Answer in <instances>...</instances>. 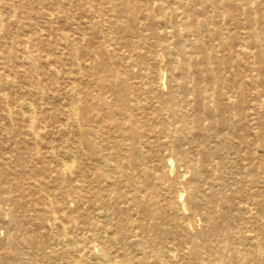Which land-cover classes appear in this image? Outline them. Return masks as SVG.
Here are the masks:
<instances>
[{
  "label": "rangeland",
  "instance_id": "1",
  "mask_svg": "<svg viewBox=\"0 0 264 264\" xmlns=\"http://www.w3.org/2000/svg\"><path fill=\"white\" fill-rule=\"evenodd\" d=\"M1 169L0 264H264V0H0Z\"/></svg>",
  "mask_w": 264,
  "mask_h": 264
},
{
  "label": "bare ground",
  "instance_id": "2",
  "mask_svg": "<svg viewBox=\"0 0 264 264\" xmlns=\"http://www.w3.org/2000/svg\"><path fill=\"white\" fill-rule=\"evenodd\" d=\"M119 1V0H118ZM2 23V22H1ZM210 97L211 96H208L207 97V99L209 100L210 99ZM133 100H134V98H133ZM130 102H133V101H131V99H129V106H130ZM227 105H228V103H226ZM226 105V106H227ZM136 106H135V104H133L132 105V107L130 106V108H135ZM170 113H173V107H171V111H170ZM124 120H127L128 122L129 121H131V123L130 124H133V123H138L139 125H144V124H146L147 122H148V119H146V120H142V121H139V120H134V117L133 118H130L129 117V119H126V118H123V122L124 123H127V122H125ZM162 123H163V127H161V129L163 130L164 129V127L165 126H170V125H172L173 127L172 128H177L176 126H174V122H170V121H168V120H163L162 118H160L159 119ZM128 124V123H127ZM90 131V130H89ZM142 131V130H141ZM78 134H80V132L78 131ZM91 135H92V137L93 138H95V137H97V136H102V134H104V132L103 133H99V132H97L96 130L93 132V133H90ZM169 134L166 132V131H160V132H158V133H151V132H149V134H147V136L143 133V132H140V131H138L137 129H133V133H131V136L133 137L132 138V141H131V143H130V147H131V152L134 154L136 151H138V146H141V147H143L144 145H148L149 146V144H150V141H152V142H154L155 140L156 141H158V138L159 137H167ZM144 137H146V138H144ZM144 138V139H143ZM107 141H109L107 138L106 139H104V142H105V144H107ZM66 143V142H65ZM162 145H171V146H173V147H178V145H179V143H175V142H170V141H166V142H160ZM115 145H119V144H117V143H115ZM113 148H114V146H113ZM82 149V148H81ZM106 149V148H105ZM127 150H130L129 148L127 149ZM110 153V152H109ZM110 156H112V155H108V158H110ZM65 157V156H64ZM67 157V156H66ZM72 157V156H71ZM73 159V158H72ZM71 159V160H72ZM74 160V159H73ZM72 160V161H73ZM117 161V160H116ZM168 164H169V166H168V170H167V173H163V174H161V175H159V178H164L165 180H166V191L167 192H169L170 190H173V189H176V186L171 182V181H169V179H168V177H169V174H171L172 173V170H171V167H172V160L170 159V158H168ZM174 167V166H173ZM154 172H155V175H157L158 173H156L157 172V170H156V168H153L152 169ZM106 172V171H105ZM0 178L2 179V180H5V179H7V178H9L8 177V174H6V175H4V173H5V171L3 170V169H1L0 170ZM108 176V172H106L105 173V176H103V177H107ZM161 176V177H160ZM179 176H181V177H184V172L183 173H179ZM131 177H133L132 175L131 176H126V179L129 181V180H131ZM262 175H261V172L260 173H258L257 175H255V177H254V179H252V181L253 182H257V183H260L261 182V180L260 179H262ZM22 178V177H21ZM117 181V180H116ZM246 182L247 183H249L248 182V180H246ZM111 183H113L112 185H114V182L112 181ZM116 184H117V182H116ZM126 185H128L127 183H126ZM260 188L261 187H257V190L259 191V192H256V193H258V195H259V193L261 192V190H260ZM136 190V189H135ZM186 190H188V188L185 186V185H182L180 188H178V189H176V201H177V204L174 206V204H173V208L174 209H176V213H178V214H181V213H183V211H184V209H185V205H184V203L182 202V193L183 192H186ZM155 193L156 192H154V195H155ZM7 195V194H6ZM18 195H20V194H18ZM17 196V195H16ZM21 201V200H20ZM0 203L1 204H12V205H14L15 203H16V197H14V195H12V196H6V197H4L1 193H0ZM47 206V205H46ZM187 207H189V208H191V209H195V208H201V210L202 209H204L203 211H202V215H203V219L205 220V219H207V218H209V211L207 210V206L206 205H204L203 207L201 206V204H200V201L198 200L195 204H191V203H189V202H187ZM53 208V207H52ZM45 209V208H44ZM30 212V211H29ZM11 214H12V216L14 215V212H13V210H11V212H10ZM101 213V212H100ZM261 213V212H260ZM208 214V215H207ZM256 215V214H255ZM257 216V215H256ZM257 218V217H256ZM163 219V218H162ZM199 220V219H198ZM257 220V219H256ZM2 223H5V222H3L2 221V219L0 218V224H2ZM165 224V223H164ZM21 226H22V223L20 224ZM164 226V225H163ZM242 228V227H241ZM251 238H249L248 236H244V240L246 241V242H248V243H250L251 242V240H250ZM244 250V249H243ZM92 255H93V258L92 259H94V261H100V262H102L104 259H106V256H105V252H104V250L102 249V248H99V247H96L95 248V251L92 253ZM210 256H212L211 254H209ZM199 257H198V259H199V261L200 262H204L205 264H214L213 262H212V260L213 259H210L208 256H204V255H201V254H199L198 255ZM19 261V260H18ZM210 261V262H209ZM209 262V263H208ZM21 264V263H20ZM97 264H100V263H97Z\"/></svg>",
  "mask_w": 264,
  "mask_h": 264
}]
</instances>
